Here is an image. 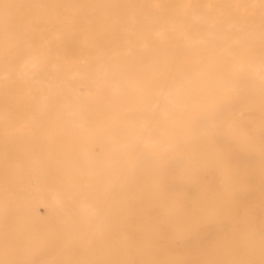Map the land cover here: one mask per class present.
Listing matches in <instances>:
<instances>
[{
    "label": "bare ground",
    "instance_id": "6f19581e",
    "mask_svg": "<svg viewBox=\"0 0 264 264\" xmlns=\"http://www.w3.org/2000/svg\"><path fill=\"white\" fill-rule=\"evenodd\" d=\"M0 264H264V0H0Z\"/></svg>",
    "mask_w": 264,
    "mask_h": 264
}]
</instances>
